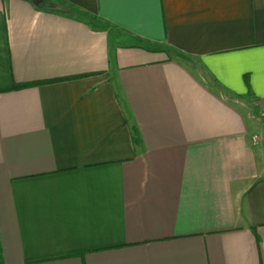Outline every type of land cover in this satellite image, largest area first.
<instances>
[{"label":"crops","instance_id":"0c3cea01","mask_svg":"<svg viewBox=\"0 0 264 264\" xmlns=\"http://www.w3.org/2000/svg\"><path fill=\"white\" fill-rule=\"evenodd\" d=\"M0 264H264V0H0Z\"/></svg>","mask_w":264,"mask_h":264},{"label":"trees","instance_id":"16d2710c","mask_svg":"<svg viewBox=\"0 0 264 264\" xmlns=\"http://www.w3.org/2000/svg\"><path fill=\"white\" fill-rule=\"evenodd\" d=\"M27 85L28 84H25V83H12L8 90H10V89L11 90L20 89V88H23V87H25Z\"/></svg>","mask_w":264,"mask_h":264},{"label":"water","instance_id":"95a60500","mask_svg":"<svg viewBox=\"0 0 264 264\" xmlns=\"http://www.w3.org/2000/svg\"><path fill=\"white\" fill-rule=\"evenodd\" d=\"M35 5H37L39 2H40V0H31Z\"/></svg>","mask_w":264,"mask_h":264}]
</instances>
